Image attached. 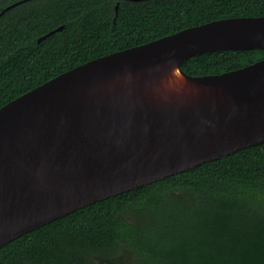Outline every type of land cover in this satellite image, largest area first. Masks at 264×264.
<instances>
[{
  "label": "trees",
  "instance_id": "16d2710c",
  "mask_svg": "<svg viewBox=\"0 0 264 264\" xmlns=\"http://www.w3.org/2000/svg\"><path fill=\"white\" fill-rule=\"evenodd\" d=\"M240 16H264V0L24 1L0 15V106L91 59ZM262 58L216 50L180 69L214 75ZM0 264H264V143L44 224L2 246Z\"/></svg>",
  "mask_w": 264,
  "mask_h": 264
},
{
  "label": "water",
  "instance_id": "95a60500",
  "mask_svg": "<svg viewBox=\"0 0 264 264\" xmlns=\"http://www.w3.org/2000/svg\"><path fill=\"white\" fill-rule=\"evenodd\" d=\"M247 49L264 50V16L212 20L99 56L0 106V248L97 201L264 143V58L214 75L180 69L194 54ZM171 62L227 98L140 109L126 90L87 95L93 81Z\"/></svg>",
  "mask_w": 264,
  "mask_h": 264
},
{
  "label": "bare ground",
  "instance_id": "6f19581e",
  "mask_svg": "<svg viewBox=\"0 0 264 264\" xmlns=\"http://www.w3.org/2000/svg\"><path fill=\"white\" fill-rule=\"evenodd\" d=\"M218 88L185 78L180 74L177 65L171 62L141 66L93 81L92 93L88 91L87 95L94 94L98 99L106 100L107 97L124 94L120 90H126L132 101L137 102L135 108L153 105L156 108L173 109L195 104L204 107L205 101H215L224 96L225 93ZM84 90V86L79 88L77 95H81ZM225 96L227 98L226 94Z\"/></svg>",
  "mask_w": 264,
  "mask_h": 264
}]
</instances>
